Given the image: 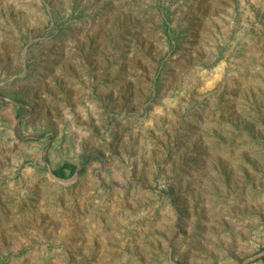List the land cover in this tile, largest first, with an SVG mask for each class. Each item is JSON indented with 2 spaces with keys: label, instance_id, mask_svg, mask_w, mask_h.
I'll use <instances>...</instances> for the list:
<instances>
[{
  "label": "rangeland",
  "instance_id": "rangeland-1",
  "mask_svg": "<svg viewBox=\"0 0 264 264\" xmlns=\"http://www.w3.org/2000/svg\"><path fill=\"white\" fill-rule=\"evenodd\" d=\"M0 264H264V0H0Z\"/></svg>",
  "mask_w": 264,
  "mask_h": 264
},
{
  "label": "trees",
  "instance_id": "trees-1",
  "mask_svg": "<svg viewBox=\"0 0 264 264\" xmlns=\"http://www.w3.org/2000/svg\"><path fill=\"white\" fill-rule=\"evenodd\" d=\"M74 171H75V166L70 164H64L62 167L54 170L52 174L53 176L61 177V176H65V172H68V175L71 176Z\"/></svg>",
  "mask_w": 264,
  "mask_h": 264
}]
</instances>
